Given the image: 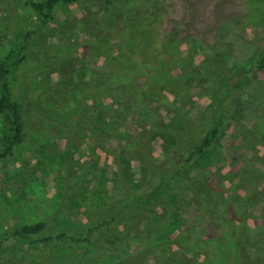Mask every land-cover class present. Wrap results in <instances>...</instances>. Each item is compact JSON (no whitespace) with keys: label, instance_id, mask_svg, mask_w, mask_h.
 I'll return each mask as SVG.
<instances>
[{"label":"trees","instance_id":"trees-1","mask_svg":"<svg viewBox=\"0 0 264 264\" xmlns=\"http://www.w3.org/2000/svg\"><path fill=\"white\" fill-rule=\"evenodd\" d=\"M82 1L27 0V5L37 22L45 25L55 21L60 6ZM93 1L109 9L117 5V0ZM144 2V8L153 2L155 11L143 9L142 15L139 1H126L113 37L97 34L90 43L96 51L94 64L107 70H93L91 82L61 107L45 98L48 90L35 88L36 96L30 95L28 70L26 103L12 88V77L29 62L37 29L19 32L15 47L0 54V160L15 156L28 141L35 120L68 130L72 122L82 121L90 129L83 137L128 140L136 149L134 159L141 163L136 177L131 160L121 162L122 153L126 156L129 151L108 142L106 153L119 164L117 193L109 194L105 182L93 194L86 188L78 193L82 187L67 190L47 217L10 227L3 235L5 247L0 237V251L6 253L12 244L61 243L107 255L105 260L86 259L81 264H153L152 260L155 264H264V206L259 216L249 214L264 172L246 157H238L231 162L224 158L214 173L193 174L208 166L217 150H230L220 137L245 110L242 86L264 71V49L229 68L231 57L220 56L217 45L207 39L208 30L196 26L195 1L189 0L187 15L177 19L169 18L170 4L164 0ZM166 19L173 26L162 36ZM192 84L202 87L199 98L191 96ZM198 100H203V107L195 117L190 113ZM128 120L141 130L131 134ZM250 131L249 145L264 153V132L257 126ZM157 138L163 140L159 152L152 146ZM253 178L256 188L247 193L242 182ZM69 203L85 207V218L74 220L67 212ZM113 245L118 253L111 250Z\"/></svg>","mask_w":264,"mask_h":264},{"label":"rangeland","instance_id":"rangeland-1","mask_svg":"<svg viewBox=\"0 0 264 264\" xmlns=\"http://www.w3.org/2000/svg\"><path fill=\"white\" fill-rule=\"evenodd\" d=\"M126 1H139L141 14L144 10L150 14L155 11L153 2L147 3L144 8L146 0H117V5L112 9L101 2L83 0L70 7L60 6L55 21L41 25L27 5V0H0V54L6 55L15 47L19 32L25 34L30 29H37L29 52V62H25L12 77L14 93L22 94L23 102L26 103L28 70L30 87L27 91L32 97L36 96L33 90L38 88L48 90L45 98H49L52 105L61 107L71 102L91 82L93 70H107L94 64L96 51L90 47V43L96 40L97 34L109 40L113 37L122 23V6ZM188 1L164 0L170 4L169 18H185L191 6ZM192 1L196 2V26L208 30L207 39L217 45L220 56L231 57L227 61L229 68L234 61L247 62L252 53L264 49V0ZM172 26L173 22L166 19L160 29L161 35L169 32ZM113 40L118 41L115 37ZM46 62H49V66L36 69V66ZM202 71L206 72L204 68ZM242 89L246 108L236 116L235 124L227 128L220 137L221 144L230 150L223 153L217 150L210 157V164L195 169L194 175L214 173L224 164V158L231 162L238 157H246L251 164L264 172V153L253 149L248 141L249 134H252L249 129L257 126L264 132V71L257 80L243 85ZM201 91V86L190 85L192 97L199 98V94L203 93ZM202 104L203 100L196 101L197 108L190 114L196 117L203 107ZM164 115L169 121L166 112ZM31 122L28 141L17 148L13 158L0 160V237L2 236L4 247L7 244L3 235L7 234L10 227L47 217L62 201L67 190L69 193L73 189L78 191L76 187H82L78 193L85 192L86 188L93 194L105 182L109 194L117 193L115 172L119 164L114 163V158L106 153L108 142L120 145L122 152L129 151L126 156L122 153L121 162L131 160V169L135 171L136 177H139L141 171V163L134 159L136 149L128 140L110 141L97 137L90 140L83 137L90 133V129L82 121L72 122L73 127L70 130L52 123H38L35 120ZM127 126L131 134L141 130L132 120H128ZM1 130L0 115V136ZM162 143L163 140L157 138L152 146L159 152ZM239 179L238 176L235 184L239 183ZM256 181L253 178L242 182L243 190L247 193L254 192ZM257 185L258 199L249 212L252 216H259L264 206V178L258 180ZM95 197L97 196L94 194L92 199L95 200ZM67 207L68 214L74 220L85 218V207H71L70 203ZM94 209L95 206H92L91 211L95 212ZM43 237L45 235L41 238ZM111 250L118 253L115 245L111 246ZM0 256V264H81L86 259L107 258L100 250L86 251L77 245L31 242L21 246L12 244L6 253L0 251ZM151 262L155 264L156 261Z\"/></svg>","mask_w":264,"mask_h":264}]
</instances>
